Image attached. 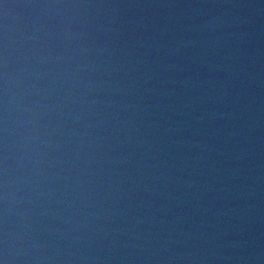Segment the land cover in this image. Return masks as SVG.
<instances>
[{"label": "water", "instance_id": "water-1", "mask_svg": "<svg viewBox=\"0 0 264 264\" xmlns=\"http://www.w3.org/2000/svg\"><path fill=\"white\" fill-rule=\"evenodd\" d=\"M0 264H264V0H0Z\"/></svg>", "mask_w": 264, "mask_h": 264}]
</instances>
